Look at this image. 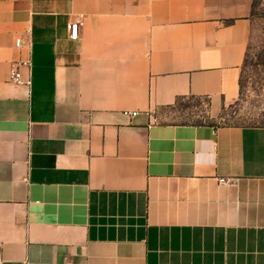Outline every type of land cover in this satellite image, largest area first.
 Instances as JSON below:
<instances>
[{"label": "crops", "instance_id": "0c3cea01", "mask_svg": "<svg viewBox=\"0 0 264 264\" xmlns=\"http://www.w3.org/2000/svg\"><path fill=\"white\" fill-rule=\"evenodd\" d=\"M257 27L264 0H0V264H264V127L158 122L235 104Z\"/></svg>", "mask_w": 264, "mask_h": 264}, {"label": "rangeland", "instance_id": "374dc122", "mask_svg": "<svg viewBox=\"0 0 264 264\" xmlns=\"http://www.w3.org/2000/svg\"><path fill=\"white\" fill-rule=\"evenodd\" d=\"M206 107L204 100L181 101L175 110L171 112L166 110L158 122L205 121L214 125L264 127V34L259 27L251 34L239 80L238 100L214 118L207 114Z\"/></svg>", "mask_w": 264, "mask_h": 264}, {"label": "built area", "instance_id": "2783aa9c", "mask_svg": "<svg viewBox=\"0 0 264 264\" xmlns=\"http://www.w3.org/2000/svg\"><path fill=\"white\" fill-rule=\"evenodd\" d=\"M82 22L78 19L75 20L72 24L69 25V38L73 41L77 40L78 38V30L81 27ZM22 46V42L20 40L15 41V47L20 48ZM25 68L29 69V63L28 62H19V63H14L9 72H8V80L9 82L13 84H29V81H24L22 78V75L20 73V69ZM136 113L132 112L129 113L128 116L133 117L135 116ZM220 183H224V180H221Z\"/></svg>", "mask_w": 264, "mask_h": 264}, {"label": "trees", "instance_id": "16d2710c", "mask_svg": "<svg viewBox=\"0 0 264 264\" xmlns=\"http://www.w3.org/2000/svg\"><path fill=\"white\" fill-rule=\"evenodd\" d=\"M246 56H247V54H246ZM188 100H193V98H189ZM185 101V100H184ZM178 103H179V101H178ZM224 110H222V112H223ZM220 118H221V116H220ZM184 123H189V122H184ZM191 124H195V125H202V124H210V125H214L212 122L210 123V122H197V123H191Z\"/></svg>", "mask_w": 264, "mask_h": 264}]
</instances>
